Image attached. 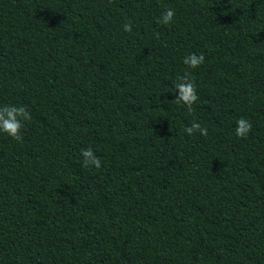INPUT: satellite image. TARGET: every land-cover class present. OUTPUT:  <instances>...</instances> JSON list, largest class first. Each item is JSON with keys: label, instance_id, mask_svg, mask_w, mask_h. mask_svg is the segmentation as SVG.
<instances>
[{"label": "trees", "instance_id": "trees-1", "mask_svg": "<svg viewBox=\"0 0 264 264\" xmlns=\"http://www.w3.org/2000/svg\"><path fill=\"white\" fill-rule=\"evenodd\" d=\"M3 105L0 264H264V0H0Z\"/></svg>", "mask_w": 264, "mask_h": 264}, {"label": "clouds", "instance_id": "clouds-1", "mask_svg": "<svg viewBox=\"0 0 264 264\" xmlns=\"http://www.w3.org/2000/svg\"><path fill=\"white\" fill-rule=\"evenodd\" d=\"M175 16V10L172 8H166L161 17L157 20V23L168 25L173 21ZM123 31L131 32V23H125ZM205 56L203 53L197 55L196 53H190L183 59L184 65L188 69L198 68L204 63ZM174 89L176 92L175 102L187 106L188 111H192V105L199 99L197 95L196 85L193 83V77L190 71H185L183 75L177 77L174 83ZM32 116L30 110L26 105H3L0 106V132L7 134L10 138L22 141L21 130L25 126L26 122H30ZM184 131L189 135L199 133L201 136L208 135V129L202 127L197 121H193L190 126H186ZM252 131V123L241 117L236 121L235 135L238 138H247ZM83 158L82 163L85 168L95 167L100 168L102 166L101 158L95 154L91 147L83 149L81 151Z\"/></svg>", "mask_w": 264, "mask_h": 264}]
</instances>
